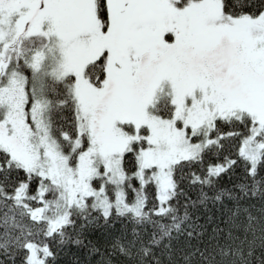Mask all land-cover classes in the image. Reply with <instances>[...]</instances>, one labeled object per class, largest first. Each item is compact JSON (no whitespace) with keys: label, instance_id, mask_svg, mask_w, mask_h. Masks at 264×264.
Listing matches in <instances>:
<instances>
[{"label":"snow or ice","instance_id":"snow-or-ice-1","mask_svg":"<svg viewBox=\"0 0 264 264\" xmlns=\"http://www.w3.org/2000/svg\"><path fill=\"white\" fill-rule=\"evenodd\" d=\"M70 244L264 264V0H0V264Z\"/></svg>","mask_w":264,"mask_h":264},{"label":"trees","instance_id":"trees-1","mask_svg":"<svg viewBox=\"0 0 264 264\" xmlns=\"http://www.w3.org/2000/svg\"><path fill=\"white\" fill-rule=\"evenodd\" d=\"M254 2L258 3L259 0H254ZM237 132H243L244 129L237 128L234 129ZM226 131H233V129L228 128ZM241 146L240 139H230L226 141V148L222 153H214L212 159L219 160L221 157H230L231 159H236L239 151V147ZM200 169L204 168V165L199 166ZM189 171L197 172L198 169L193 167L189 169ZM199 174V173H198ZM185 177L187 176V172L184 173ZM246 181L245 170L243 166L233 169V171L225 176L222 180H220V186L225 188H230L233 184H239ZM185 191L189 196L193 199L198 195V189L196 187H189L188 181L185 179L184 181ZM203 222V221H201ZM121 229V223L117 222L115 225L105 226L103 220H101L97 225H95L94 230L89 235V239L94 241H99L103 244L109 233L118 234ZM58 255L55 264H89L90 261L93 262V258L89 256L88 249L80 248L76 245H67L62 249H57ZM99 259V257H96Z\"/></svg>","mask_w":264,"mask_h":264}]
</instances>
